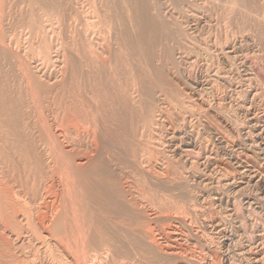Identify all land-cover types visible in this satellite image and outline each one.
Instances as JSON below:
<instances>
[{"label":"bare ground","instance_id":"bare-ground-1","mask_svg":"<svg viewBox=\"0 0 264 264\" xmlns=\"http://www.w3.org/2000/svg\"><path fill=\"white\" fill-rule=\"evenodd\" d=\"M78 1L85 6L84 17H78L79 21L75 22L72 15H68V27L77 37L78 47L73 54L80 56L63 54L65 68L60 83L54 81V94L50 100L45 99L47 95L42 97L47 92L45 85L26 70L20 73L21 79L17 76L22 83L18 97L0 73V223L9 222L18 227L16 221L27 215L28 204L33 203L35 207L38 204L34 219L38 230L46 234L31 235L33 243L38 244L34 246L40 248L33 246L34 250L32 248L33 252L30 250L28 256L33 253L38 260L46 254L43 260H38L44 264L47 260V264H143L144 261L158 264L164 258L180 256L177 247L158 242L156 233L143 234L152 240L153 245L149 244L143 236L142 240L139 236L135 238L136 232L132 231L131 236L137 244L126 249L118 242L124 239L120 240L118 234H108V220L101 222V214L98 216L93 207H99V213L115 216L114 220L117 216L128 217L125 223L121 220L127 224L130 216L134 215L133 219L136 216L132 207L147 202L153 207L150 208L152 221L159 217L162 221L160 214L168 213L164 218L188 227L187 230L193 229L192 224H198L199 229L191 230L194 240L206 242L204 233L218 230L219 226L205 220L200 208L196 209L203 192L211 199H217L222 187L240 189L244 183L259 188L264 194V169L256 168L264 161V131L259 123H264V88L254 91L249 104L240 98L244 92L251 91L256 78L264 83V63L260 61L261 58L264 60L261 57L264 53V42L261 41L264 0H163L160 5L152 0H124L129 8L119 12L113 10L116 8L114 0H100L101 10L95 6L96 0H91L92 3L90 0ZM71 9L79 14L76 9ZM27 20L29 25L31 21ZM76 25L79 26L77 30ZM246 44L256 48L251 50L253 55L248 53L250 58L241 50ZM79 59L82 64L78 63ZM83 68L87 69L86 83L78 81ZM24 92H28V102L33 105L31 114L37 124L31 123L29 110H24L29 104L22 95ZM238 97L243 102H238ZM227 110L234 113L233 119ZM238 116V120L242 118L240 124L234 121ZM194 122L209 132L210 142L227 157V161L234 160L241 180L236 181L223 172H212L209 167L208 174L198 178L202 190L195 198L191 197L194 201L185 195L183 199L167 192L158 195L161 192L157 194L153 188L196 178L191 170L177 173L176 179L162 180L147 172L152 164L169 157L159 148L160 141L166 143L165 148L178 162L186 166L192 163L187 161L186 155L195 149ZM176 131L185 137L181 146L177 145ZM119 147L123 151H119ZM236 152L247 161L237 159L239 154ZM119 173L127 186L135 189V195L131 192L127 198L126 193L118 189L116 174ZM150 175L157 180L154 187ZM55 182L70 195L66 197V194L64 202L59 200L63 206L57 203L59 193L54 190ZM143 207L138 209L143 210ZM223 214L224 218L232 220L237 216L232 210ZM87 219L94 228H101L102 234L96 232L97 237L92 236L93 231L88 234L91 231L87 229L91 227ZM119 224L122 227V223ZM128 225L125 226L128 228ZM236 227L238 234L240 230ZM172 231L165 230L157 235L164 234L167 241H175L178 235ZM22 245L20 248L23 249ZM2 247L0 264L22 261L19 260L23 257L18 260L9 253V248L4 253ZM28 256L26 261L30 264L34 258L28 259ZM169 264L177 262L171 259Z\"/></svg>","mask_w":264,"mask_h":264},{"label":"rangeland","instance_id":"rangeland-1","mask_svg":"<svg viewBox=\"0 0 264 264\" xmlns=\"http://www.w3.org/2000/svg\"><path fill=\"white\" fill-rule=\"evenodd\" d=\"M114 1H115L114 8L116 7L115 9H113L114 11L116 9L118 12H119V10L120 11H122V10L126 11L129 8L128 4L126 2H123L124 0H114ZM152 1L156 2L159 5H160V3L163 2V0H152ZM90 2L92 3L91 0H90ZM99 2H100V0H96L95 6L97 5L96 7H98V9L101 10L102 7H101V4H99ZM71 8L76 9L79 12V14L74 12ZM84 9H85V6L81 5L78 0H0V37H1L0 38V73H2L3 77H5L4 78L5 80L4 79H2V80L5 82L8 81L10 83L12 91L15 94V97H18L20 95V94H18L20 92L18 90H20V85L22 83L19 80L21 79L22 72H24L26 70L25 72L27 74H30V75L33 74L32 76L34 78L36 76L35 79H37L39 83L43 84V86L45 85L44 87H45V90L47 92H44L42 94V97L43 96L45 97L47 95L45 97V99L46 100L51 99L52 93L54 92V91H52V89L55 88L54 85L57 81H58L57 83H60V78H61L63 70L65 68V64H66L65 60L66 59H65L63 54H65L66 56L69 54H72V56L74 57L75 54H73V53L75 52V48L78 47V46H76L77 37H76V35H74L75 33L73 32V29H70L68 27V15H72L74 21L78 22L80 18L82 19V17H84V14H83ZM78 17H79V19H78ZM28 18L31 21L29 23V25H28L29 20H27ZM28 26H30V27H28ZM76 27H77V25L75 26V29L77 30L79 26L77 28ZM131 27H132V24L129 25V28H131ZM69 31H70V33H69ZM38 32H40V33H38ZM70 36H72V37H70ZM262 36H264V34ZM262 36H261V41L263 43L264 37L262 38ZM72 39L75 41H73ZM249 45L250 44H246L243 46L244 49H241L244 52L245 56H247V55L249 56V54L253 55V53H251V52L253 50H256V48L254 49L252 45H250V46ZM245 46H246V48H248L247 50H246ZM238 47L239 46L237 45V48ZM249 47L252 49H250ZM63 51H66V52H63ZM12 54H14V55H12ZM19 56H20V60L22 59L21 64H20V60L18 59ZM75 56L78 58L80 55L79 56L75 55ZM250 56H249V58H250ZM261 57H263V59H264V53H262ZM81 60H83V58ZM81 60L79 59L78 63L82 64L83 61H81ZM260 61L264 63V60L262 61V58L260 59ZM23 64H25L26 66ZM20 67H21V69H20ZM24 67L27 69H25ZM82 70L79 74L78 81L80 83H82V82L86 83V81H85L86 77L85 76L87 73L86 72L87 69L83 68ZM69 72L70 71L67 72L68 75H69ZM2 74H0V75L2 76ZM4 75H6V76H4ZM14 80L19 81V82L17 81V86L13 85V83L16 85V82ZM54 81H56V82H54ZM87 81H91V80L87 79ZM12 85L14 88L12 87ZM46 88H48V89H46ZM244 88H245V90L248 89L247 87H244ZM257 88H264V83L262 81H260L258 78H256V80H255V86H254V84L251 85V91L248 90L249 93L246 91V92H244L246 94H244V93L241 94L240 98L244 102L241 101L239 97H238V102L241 101L243 103L249 104L251 102L250 97L254 93L255 90H258ZM22 90H23V88H22ZM48 91H50L51 93ZM15 92H17L18 95ZM27 93L28 92H26V93L24 92L22 95L25 96V101L28 102V101H30V97ZM49 93L51 96H49ZM24 96H23V99H24ZM26 96L29 98H27ZM47 105H50V104L47 103ZM26 107L27 106H24V110H26V111H27V109L29 110V112L28 111L27 112L29 114V118H30L31 123L33 124L36 122L35 117H33L31 114L32 110H33V105H32V103H29L28 107L27 108ZM49 109H51V106L49 107ZM227 111H228L227 114L233 119L234 116L232 114H234V113L231 110H227ZM238 119H239V116L234 121L237 124H240L239 122H242V118H240V120H238ZM259 123H260V126H262L263 131H264V123L263 122L262 123L259 122ZM35 124H37V123H35ZM193 135H194V139L196 138L195 139V149L193 151H190L191 153L188 152L186 155V159L188 158L187 161H190V162L192 161V163L190 165L186 166V165H183V163L181 164L180 162H178V160L176 158H174L172 153H170V150L165 148L166 143H164V141H160L159 142V148L161 150L163 149L162 151L165 152L167 157L168 156L169 157L164 159L163 162L158 161V163L156 162L155 164H152V166L147 168V172L157 175L162 180V178H172V179L174 178V179H176L177 173L180 172L179 174H184L185 170L186 171L191 170V171H193V174L196 176V178L193 179V181H192V178L191 179L188 178L186 180L181 179L180 183L176 184L178 187L175 185L174 182H172L169 184L165 183L164 185H162L163 187L161 186L162 188L160 187V189L159 188L157 189V188H153L154 187L153 185H155V181H157V180L154 179L150 175L152 177V178L150 177V180L154 179V181H152L153 187H151V188H153L152 189L153 192H155L157 194L159 192H161L158 195H160V194L163 195V194H167V193L172 194L173 193L172 196H174V194H175V196L177 195L176 197H178V198L180 196H182V198H179V199H183L184 198L183 195H185V197L189 198L191 201L192 200L194 201V199H192V198H195V196L199 192H201V190H202L201 186L199 185L198 178L206 176L208 174L209 170H212V172L216 171L218 173L223 172L224 174H227V176H230L232 178L234 177V179L236 181L241 180L239 175L236 172L237 171L236 166L233 164L234 160H230L231 162L227 161L228 160L227 157H224L222 155L221 151L219 149H217V146L213 145L212 142H210V134L207 130H205V129L203 130L202 126H199L198 124L195 123L193 126ZM184 138H185L184 135H182L178 131H176V142H177L178 146H181L184 143V140H185ZM162 144H164V145H162ZM119 151H123L122 147H119ZM237 154H239V155H237ZM236 155L235 156L237 157V159L244 161V162L247 161V159L243 155H240V153L236 152ZM190 157H191V159H190ZM225 159H226V161H225ZM263 162H261V164L258 163L256 165V168L262 171L264 169V163ZM168 165H170V166H168ZM167 167L172 168V169H168ZM209 167H210V169L208 170ZM190 168H193V169H190ZM173 169H175V170H173ZM175 171H176V174H175ZM116 175L118 177V183H119L118 189L120 190V188H121L120 191L121 192L123 191L124 193H126V195L125 194L124 195L127 198H129V194L131 192L134 193L135 189H131L130 187L127 186V184L125 183V178L123 176H121L120 173L116 174ZM174 175H175V177H174ZM182 181L184 183H182ZM55 183L58 186L55 184L54 187L55 186L56 187L54 190L57 194L59 193L57 195V197H58L57 203L59 205L63 206L64 203H62V202H64L66 194H67L66 197H68L70 195L68 193H66L67 191L65 192L64 187H60L61 185H59V182H55ZM165 185H168V186L165 187ZM181 187H182V189H181ZM222 188L223 189L220 190L219 196L215 197L217 199H214V198L211 199L209 196H207L203 192L202 193L203 194V198H202L203 201L201 199L200 204L198 203L199 207L196 206L197 210L199 208L201 209V210L199 209V211L202 212L203 217H205V220H207L208 222H211L213 225L216 224L217 226H219L218 230H215V231L213 230V231H210L209 233L208 232L204 233L206 235L205 236L206 240H207L206 242L194 240V235H192V234H194V231H196V229H199L198 224H192L191 226L193 227V229L189 228L190 230H187L186 228H188V227L182 226V224H180V223L177 224L175 222H171V221L167 220V218H164L165 215L168 213H161L160 214L162 221L160 220V217L157 220L152 221L151 216H153V214H152V211L150 210V208L153 209V207L150 206L149 204H147V202H146L147 205L145 204L142 206L140 205L139 207H136V206L132 207V211L136 212V214L134 212V214L136 215L135 219H133V217H134V215H133L132 217L130 216L131 218L129 217V221L126 220L127 224H129L128 228L130 229V231H126V230H129L126 227L127 224H124L126 217L120 218L117 216V220L120 218V221L118 220L119 222H117L116 219H115L116 221L114 220L115 216L111 215L113 217V218H111V216L108 215L111 218L110 219L107 216V214L105 215V213H103V212L99 213V211H98L99 207L98 206H97L98 207L97 209L94 206L93 210H96L95 212H97L98 216H99V214H101L99 217V218H102L101 222H103V221L106 222L108 220L107 221V225H109V229L107 228L108 234H110L112 236L118 234L116 236H118L120 238V240L124 239L123 241H119L118 240L119 238L117 239L118 242H120L124 248L131 249V247L132 248L134 246L136 247L137 243H136V241H135L136 239H134V237L138 238V236L141 238V240L144 238V239H146V241L149 244H152V240L150 239V241H149V239L145 238V236H143V234L148 235V233H153V234L156 233L154 235H155V239H157L158 242L160 241V243H164L165 245L167 243H169V245H170V243H171V246H173L174 248L177 247L176 249L178 250V252H177V250H175V252H177V254L179 253L180 256L182 255L181 257L174 255L173 258H170V259L164 258L165 260L163 259V262L161 260L160 263H158V264H169L171 262V259L175 260L177 262V264H185V263L186 264H200V263L201 264H227V263H230V264H233V263L234 264H258V263L264 264V194L260 191L259 188L251 186V185H247V184L244 185V183L240 189H236V188H232V189L226 188L225 189L224 187H222ZM157 190H160V191H157ZM178 194H179V196H178ZM134 195H135V193H134ZM188 196H190V197H188ZM206 196H207V198H206ZM219 198H220V201H219ZM60 199L62 200V202L59 201ZM137 200L138 199H136V201ZM194 204L196 205L197 203L195 202ZM28 205L29 206H27V207L29 208L28 209L29 211H28L27 215L21 216V218H19V220L16 221V224L18 225V227L14 226L13 224H11L9 222H7L8 224L5 223L6 225L4 224L3 221L0 223V237L3 238L2 239L3 241L6 240L4 243L0 239V245L4 246V247H2L4 250L2 248H1V250L4 252L6 249L9 248L8 251H9V253L11 252L10 253L11 255H13V256L15 255V256H17V258L23 257V258H20V260L18 258L19 261L22 260L20 262L22 264L24 261L27 260L28 254L33 252V250H34L33 246L38 245L36 242L33 243L34 241L31 237V235L35 234L37 232L39 234H46L43 230L42 231H41V229L38 230L39 228L37 227L36 221L34 219L35 215H36L35 209L37 208L38 204H36V207H35V204L33 205V203H30ZM143 206H146V207H143ZM30 207H31V210H30ZM67 207H68V209H70L68 203H67ZM140 207H141V209L143 207V210L140 209L142 212H140V210L138 209ZM147 208H149V209H147ZM89 209H91V208H89ZM138 210H139V213H137ZM226 210H232L234 212L235 216L237 215L236 218L234 220H232L231 218H228L226 216L224 218L223 212ZM66 211L68 213L69 210H66ZM30 213H31V215L32 214L33 215L31 216ZM139 214H141V215H139ZM146 216H147V218H146ZM126 219H128V217ZM1 220L2 219L0 218V221ZM87 221H88V219H87ZM111 221H113V222L115 221V222L111 223ZM105 222H103V223H105ZM88 223L90 224V221H88ZM119 223H122V227L124 228V230H122V227ZM134 223H136V225H138L137 226L138 229L136 228V225ZM139 223H140V225H139ZM130 224L132 226H130ZM11 225H12V227H11ZM89 226L91 227V229L88 228L87 231L88 232L91 231V233L89 232L88 234H92V231H93V234H92L93 237H95V236L97 237L96 232H97V234H102V233H100L101 228L98 227L99 228L98 229L97 227H95L97 229V231H95L94 225L92 223ZM110 226L113 227L114 229L111 228ZM133 226H135V227H133ZM236 226H238L239 230H240V233H238V234L235 232V230L237 229ZM132 227H133V230H131ZM34 228H35V230H34ZM136 229L139 231H137ZM151 229H153V231ZM165 230H167V231L173 230L172 232H175L178 235V238L175 241H172V240L167 241L168 239L167 240L165 239L166 235L165 236H164V234L157 235L159 232H164ZM191 230H194V231H191ZM112 231H114V232H112ZM123 231H126V233L128 232L127 235H128L130 240L127 239L128 237H127L125 232L122 233ZM132 231H134V233L136 232L135 233L136 235L133 234L134 237L131 236ZM141 231H142V233H140ZM129 232H131V234ZM137 232H139V233H137ZM184 233L186 235H184ZM188 233H190V234H188ZM15 235H16V237H15ZM119 235H121V236H119ZM122 235H126V237L122 236ZM142 236H143V238H142ZM156 236H157V238H156ZM207 237H209V239ZM16 238L18 239V241ZM29 239L33 243V245H32V243L30 244ZM126 239H127V242H126ZM182 240H184V242H182ZM21 241H23V242H21ZM132 241L135 243V245ZM28 242L30 245L29 249H27L29 246V245H27ZM124 242H126V243H124ZM20 243L23 244L22 247H24L23 249L25 250V252L22 248H20V246H21ZM120 243H118V244L121 247ZM5 245L7 246L6 249H5ZM126 245H127V247H126ZM178 246H180V247H178ZM17 247H18V250H17ZM37 247H35V248H37ZM25 248L28 250L27 252H26ZM32 248H33V250H32ZM38 248H40V246ZM51 248L54 250V251L52 250L53 252H55L56 254L58 253L56 251V249L53 248L52 245H51ZM178 248H180V249H178ZM30 250H31V252H30ZM180 252H182V253H180ZM25 254H26V256H24ZM31 255H30V257L28 256V259H31V257H32V259L34 258L33 255L32 256ZM45 255H41V256H39V258L43 260V257ZM189 255H191V257ZM39 258H38V260H39ZM167 259H168V261L169 260L170 261L169 262L166 261ZM34 260H36V258H34L33 260H30V261L28 260V261L30 264H32V262H34V263L38 262V264L39 263L44 264V262H42V260H40V262L38 260H36V262H35ZM47 261L49 263V260H47ZM47 261H45V264H47ZM24 263L28 264L27 261ZM143 264H149V263H148V261H144Z\"/></svg>","mask_w":264,"mask_h":264}]
</instances>
